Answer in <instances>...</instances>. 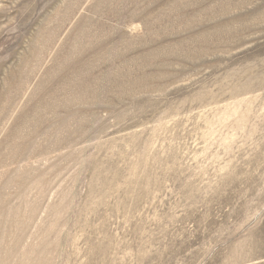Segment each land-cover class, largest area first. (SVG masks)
Instances as JSON below:
<instances>
[{
	"label": "rangeland",
	"instance_id": "374dc122",
	"mask_svg": "<svg viewBox=\"0 0 264 264\" xmlns=\"http://www.w3.org/2000/svg\"><path fill=\"white\" fill-rule=\"evenodd\" d=\"M0 264H264V0H0Z\"/></svg>",
	"mask_w": 264,
	"mask_h": 264
}]
</instances>
